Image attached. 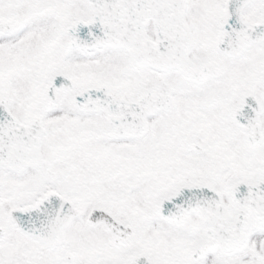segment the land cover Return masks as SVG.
I'll use <instances>...</instances> for the list:
<instances>
[{"label":"snow or ice","instance_id":"1","mask_svg":"<svg viewBox=\"0 0 264 264\" xmlns=\"http://www.w3.org/2000/svg\"><path fill=\"white\" fill-rule=\"evenodd\" d=\"M0 264H264V0H0Z\"/></svg>","mask_w":264,"mask_h":264}]
</instances>
